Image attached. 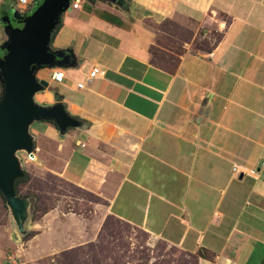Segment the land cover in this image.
<instances>
[{"label": "crops", "instance_id": "crops-1", "mask_svg": "<svg viewBox=\"0 0 264 264\" xmlns=\"http://www.w3.org/2000/svg\"><path fill=\"white\" fill-rule=\"evenodd\" d=\"M173 28L183 41L162 65L152 48ZM211 35L212 49L192 50ZM51 49L70 61L38 72L65 76L34 101L60 99L78 124H32L38 169L103 198L134 230L212 256L198 264H264V0H82ZM93 67L105 76L88 81ZM57 219L77 231L44 230L31 210L25 236L35 234L23 242L15 230L25 264H59L62 251L90 241L79 222Z\"/></svg>", "mask_w": 264, "mask_h": 264}, {"label": "rangeland", "instance_id": "rangeland-1", "mask_svg": "<svg viewBox=\"0 0 264 264\" xmlns=\"http://www.w3.org/2000/svg\"><path fill=\"white\" fill-rule=\"evenodd\" d=\"M38 1L40 3L34 11L44 0ZM176 28L172 29L174 31L172 33L176 35L175 38L159 37L152 48L155 60L162 65H168L170 62L165 56L169 54L165 49L168 46L175 49L183 41L182 30ZM0 36L1 48L10 40L4 23L1 25ZM211 37L196 41L192 50L212 49L211 46L216 44L219 37ZM51 75L52 72L47 76L48 81H51ZM59 82L51 81V87L60 88ZM36 124L35 127H41L40 123ZM17 157L23 165L24 174L17 179L15 191L21 199H29L31 202L33 222L38 226L42 225L41 228L44 230H48L57 222V230L59 229L63 236L67 232L77 231V225L74 222L64 220L63 224L57 219L59 216L62 218L69 216L72 220L79 222V226L90 234V241L86 244L62 251L57 259L59 264H198L200 256L212 259V256L204 251L197 255H187L149 237L144 232L134 230L109 215L108 203L103 198L82 188L71 186L57 176L42 172L38 169L37 160L29 158L25 152H18ZM25 160H27L26 165H24ZM15 224L12 210L0 191V264H25L27 261L21 254V245L14 241ZM35 232H29L23 242ZM54 262H56L55 257L53 260L43 259L37 264Z\"/></svg>", "mask_w": 264, "mask_h": 264}, {"label": "water", "instance_id": "water-1", "mask_svg": "<svg viewBox=\"0 0 264 264\" xmlns=\"http://www.w3.org/2000/svg\"><path fill=\"white\" fill-rule=\"evenodd\" d=\"M123 3L124 0H109ZM72 0H44L30 15L17 12L11 23L9 16L2 19L10 40L0 51V191L5 196L16 221L17 234H27L31 202L21 199L15 191L17 179L23 176V165L17 157L25 152L35 158L34 140L30 127L39 121L54 122L61 131L78 123L64 110L60 99L51 107L35 103L34 96L49 88V82L39 80L42 69H54L69 63L65 52L53 51L51 42L63 14L70 12ZM32 214V213H31Z\"/></svg>", "mask_w": 264, "mask_h": 264}, {"label": "built area", "instance_id": "built-area-1", "mask_svg": "<svg viewBox=\"0 0 264 264\" xmlns=\"http://www.w3.org/2000/svg\"><path fill=\"white\" fill-rule=\"evenodd\" d=\"M38 4V0H0V29L2 25V19L4 18V13L9 10L13 9L21 16H26L32 10V8L36 7ZM82 0H72L71 8L72 10H77L81 7ZM35 5V6H34ZM0 43H1V36H0ZM106 72L101 69L100 67H93L88 75V81H92L97 78H103ZM65 74L63 71H58L54 73L52 79L54 81H60L64 78ZM84 87L83 84H78V88L82 89ZM2 95V88L0 85V97ZM30 158V156H29ZM240 168L238 166H234V173H248L250 175H255V170H250L248 172H240Z\"/></svg>", "mask_w": 264, "mask_h": 264}, {"label": "flooded vegetation", "instance_id": "flooded-vegetation-1", "mask_svg": "<svg viewBox=\"0 0 264 264\" xmlns=\"http://www.w3.org/2000/svg\"><path fill=\"white\" fill-rule=\"evenodd\" d=\"M38 3H40L38 1ZM37 5V4H36ZM35 6V5H34ZM34 11V7L32 8V10L28 13V15H30L32 12ZM15 13V10L13 9H9L7 10L5 13H4V16H9L10 19H11V23L14 25V26H18L19 25V21L17 19H14L13 18V14ZM27 16V15H26ZM1 52V51H0Z\"/></svg>", "mask_w": 264, "mask_h": 264}, {"label": "trees", "instance_id": "trees-1", "mask_svg": "<svg viewBox=\"0 0 264 264\" xmlns=\"http://www.w3.org/2000/svg\"><path fill=\"white\" fill-rule=\"evenodd\" d=\"M61 24L57 27V30L60 28ZM2 52H0V55H1ZM121 222V221H120ZM123 223V222H122ZM127 225V224H126Z\"/></svg>", "mask_w": 264, "mask_h": 264}]
</instances>
